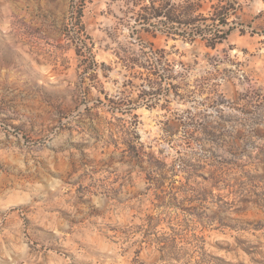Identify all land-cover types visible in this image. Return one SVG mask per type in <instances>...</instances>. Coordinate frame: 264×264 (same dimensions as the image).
Segmentation results:
<instances>
[{
    "label": "rangeland",
    "instance_id": "obj_1",
    "mask_svg": "<svg viewBox=\"0 0 264 264\" xmlns=\"http://www.w3.org/2000/svg\"><path fill=\"white\" fill-rule=\"evenodd\" d=\"M0 264H264V0H0Z\"/></svg>",
    "mask_w": 264,
    "mask_h": 264
},
{
    "label": "trees",
    "instance_id": "obj_2",
    "mask_svg": "<svg viewBox=\"0 0 264 264\" xmlns=\"http://www.w3.org/2000/svg\"><path fill=\"white\" fill-rule=\"evenodd\" d=\"M135 148H136V144L134 143V144H133V147H131V149L134 150ZM150 154H151V157H154L153 152H150ZM155 161H156L157 163L160 162L158 159H155Z\"/></svg>",
    "mask_w": 264,
    "mask_h": 264
}]
</instances>
